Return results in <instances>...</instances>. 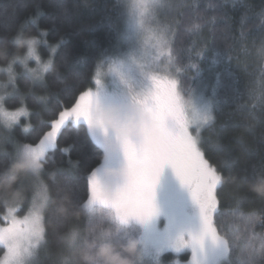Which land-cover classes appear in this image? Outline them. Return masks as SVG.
Instances as JSON below:
<instances>
[{
    "label": "trees",
    "instance_id": "16d2710c",
    "mask_svg": "<svg viewBox=\"0 0 264 264\" xmlns=\"http://www.w3.org/2000/svg\"><path fill=\"white\" fill-rule=\"evenodd\" d=\"M124 2L0 0V103L6 110L25 111L10 126L0 121V224L6 223L8 210L19 202L24 204L16 215L27 210L25 200L32 182L24 178L23 146L38 143L51 131L59 112L74 107L92 88L99 63L116 53L124 26ZM180 5L171 43L178 82L187 90L198 79H207L215 115L213 123L200 133L201 148L209 163L222 169V179L233 177L231 183L217 189L214 224L230 243L228 264H249L252 259L264 264V195L253 190V185L264 180V0H184ZM31 49L40 63L29 56ZM92 130L95 132L83 120L70 117L41 170L47 189L42 264H83L84 258L88 264H104L99 255L98 262L94 259L102 247L123 254V249L107 238L123 239L124 247L136 241L134 264H176L171 250L158 254L152 246L141 244L143 235L137 226L138 238L117 235L115 223L93 238L87 236L94 213L92 204L85 206L88 175L93 171L98 177L109 171L123 172L110 187H102L111 198L127 174L121 151L125 138L105 134L98 125ZM241 177L248 179L238 182ZM189 192L173 168L165 165L154 188L157 214L148 223L135 217L127 221L142 225L148 234L162 215L160 226L174 230ZM93 204L120 218L111 205ZM106 232L109 237L102 238L101 233ZM163 232L159 229L157 236ZM66 244L69 251L65 252ZM4 253L0 244V259ZM179 256L184 260L188 253ZM213 259L215 250L208 253L207 264Z\"/></svg>",
    "mask_w": 264,
    "mask_h": 264
},
{
    "label": "snow or ice",
    "instance_id": "6c2138e0",
    "mask_svg": "<svg viewBox=\"0 0 264 264\" xmlns=\"http://www.w3.org/2000/svg\"><path fill=\"white\" fill-rule=\"evenodd\" d=\"M152 71L154 70L146 67L151 87L138 102L150 130L158 135V142L145 147L133 141H123L121 151L127 163L124 180L117 187L114 196L109 198L104 194L97 173H90L86 179L88 197L85 206L99 201L114 207L123 222L135 217L148 223L158 212L154 203L155 185L164 166L169 165L181 183L190 188L192 199L199 206L201 225L196 233L188 231L177 236L172 246L177 252L184 247H191L195 257L194 264H207L208 253L204 242L208 239L215 250L216 264H228L230 243L225 236L217 233L213 225V215L217 213L218 187H222L225 182L231 183L233 177L229 175L222 179V169L210 164L201 151L200 129L212 121L211 107L206 106L203 110L193 108L190 86L187 89L189 99L186 102L182 100L175 80L151 76L149 73ZM192 78L193 76L189 80ZM94 100L95 94L91 91L83 93L80 102L74 107L59 112V118L52 121L51 131L38 143L23 146L24 157L33 165L29 174L40 172L49 162V151L55 148L57 135L70 117H74L77 122L83 118L89 130L95 132L92 130L90 117ZM4 115L14 120L19 113ZM190 128L194 129L196 135L190 133ZM227 163L226 158L223 164L226 166ZM247 179L241 177L238 182H246ZM252 179L255 180V176ZM187 238H190L188 245L185 244ZM22 239L26 240V244L21 243ZM43 240L44 231L39 215L33 216L27 232L17 229L15 221L9 227L0 228V243L6 245L9 251L8 264H25L26 257ZM249 264H255V260H250Z\"/></svg>",
    "mask_w": 264,
    "mask_h": 264
},
{
    "label": "rangeland",
    "instance_id": "374dc122",
    "mask_svg": "<svg viewBox=\"0 0 264 264\" xmlns=\"http://www.w3.org/2000/svg\"><path fill=\"white\" fill-rule=\"evenodd\" d=\"M183 1L125 0L123 12L124 26L121 32H119V44L115 49L116 53L99 63L93 86L87 91H91L95 94V100L90 110L92 126L98 125L104 133L106 131V134L108 135H116L110 129L104 127L102 122H99L95 119L94 107H99L100 105L126 107L129 104H134L142 110V107L138 101L151 87V80L148 75H146V67L154 70L149 73L151 76L175 80L178 84V92L182 100L186 102L188 101L189 93L187 90H183L179 85L178 73L172 62L171 53V43L174 25L176 22L175 18L177 16L176 10L180 8V4ZM34 52L35 51L31 49L29 56L34 60L35 63H40L39 58H37V55H34ZM38 68H34V70H38ZM4 70L9 71L10 68H6ZM34 74H36V72H34L33 75ZM191 89V102L193 108L203 110L206 106L211 107L212 121L200 129L201 133L204 128L210 126L214 121L215 100L208 91V82L207 79H204V77L198 79V81L192 85ZM77 102H80V97ZM0 110H2L0 111V121L4 123L3 125L5 126L14 124L19 118L25 115V111H22L21 109L6 110L2 103H0ZM4 113H19V115H17L15 119L12 120L8 116L4 115ZM188 114H191L190 109L188 110ZM81 120H83V118H81ZM189 131L192 135H196L193 128H190ZM131 141L148 147L147 145L137 141L135 138H132ZM24 159L26 162L24 167V178L31 179L32 182L30 195L27 196L25 200L27 210L24 214L18 216L16 215V212L22 208V204L24 203L19 202L18 204L14 205L8 210L6 215V223L0 224V228L9 227L11 226L12 222L15 221L17 229L27 232L31 226L33 216L39 215L40 225L44 231L43 210L47 200V189L41 179V171L35 174H29V170L33 168V165L29 159ZM101 166L102 163L98 168ZM103 176L98 177V179L101 181L102 187H107L105 183L106 176ZM14 194L15 195L12 197V202L18 195L17 192ZM184 204V213L182 218L179 220V223L175 225L174 230H170V227L163 228L164 226H160V220L162 219V215H160L157 217V222L154 223L155 228L151 230V233L153 232V234H146L147 230L142 225H133V223L130 221L123 222L120 218L116 217L113 211L109 209H102L96 207L95 204H92L90 208L94 211V213L91 217L86 234L89 236V238H93V236H96V233L99 230L103 231L108 229L112 223H115V226H118L116 227L117 235L123 233L130 235L132 238L136 236L138 238V228H140L141 234L143 235L140 238L141 244L147 247L152 246L155 248V250H157L158 254L165 250H171L176 255V264H194L195 257L192 253L191 247H184L179 252H177L172 246V242H174L177 238L171 237L172 233H187L188 231L196 233L200 230L201 225L199 206L192 199L191 190L187 195V199L184 201ZM214 218L215 214L213 215V225L215 227ZM125 228H129L131 231L126 232ZM159 229H164L163 236H157ZM217 233L220 234L218 230ZM109 235V232H106L105 234L101 233L102 238H107ZM68 238L70 237L68 236ZM107 240H110L112 243L116 242L120 250L124 248L122 245L123 239L119 241L118 239L107 238ZM66 242L68 245L71 244V241L68 239ZM21 243L26 244V240L22 239ZM0 244L5 249V253L0 259V264H8V247L3 243ZM67 244L63 248L65 252L69 251ZM185 244H190V238L185 240ZM204 246L207 253L211 252L214 254V248L210 240L206 239ZM86 248L90 249L88 245ZM45 250V241L43 240L38 246H36L32 254L26 257L25 264H42ZM92 251H96L95 246L92 247ZM64 253L61 252L60 254L63 255ZM184 253H188V257L183 260L179 255ZM94 259L96 262H98L99 256L97 252L94 255ZM209 264H216V260H211Z\"/></svg>",
    "mask_w": 264,
    "mask_h": 264
},
{
    "label": "clouds",
    "instance_id": "9594fccd",
    "mask_svg": "<svg viewBox=\"0 0 264 264\" xmlns=\"http://www.w3.org/2000/svg\"><path fill=\"white\" fill-rule=\"evenodd\" d=\"M94 117L102 122L103 126L110 129L117 136L123 138L132 137L137 141L153 146L158 142V135L152 132L148 126L147 119L142 110L129 104L126 107L100 105L94 107ZM123 175V172H107L105 174V183L111 186V181ZM253 190L260 195H264V180L253 185ZM138 243L130 241L122 250V253H116L109 247H102L98 255L104 261V264H134L133 257L137 255ZM83 264H88L87 259H83Z\"/></svg>",
    "mask_w": 264,
    "mask_h": 264
},
{
    "label": "flooded vegetation",
    "instance_id": "af4514ba",
    "mask_svg": "<svg viewBox=\"0 0 264 264\" xmlns=\"http://www.w3.org/2000/svg\"><path fill=\"white\" fill-rule=\"evenodd\" d=\"M126 139L129 140V141H131L132 137H128V138H126Z\"/></svg>",
    "mask_w": 264,
    "mask_h": 264
}]
</instances>
